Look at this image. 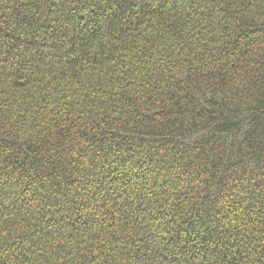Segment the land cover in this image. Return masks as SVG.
Returning a JSON list of instances; mask_svg holds the SVG:
<instances>
[{
    "label": "trees",
    "instance_id": "16d2710c",
    "mask_svg": "<svg viewBox=\"0 0 264 264\" xmlns=\"http://www.w3.org/2000/svg\"><path fill=\"white\" fill-rule=\"evenodd\" d=\"M0 264H264V0H0Z\"/></svg>",
    "mask_w": 264,
    "mask_h": 264
}]
</instances>
